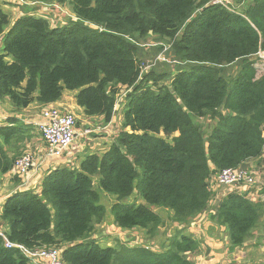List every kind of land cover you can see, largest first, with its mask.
<instances>
[{
  "label": "trees",
  "instance_id": "1",
  "mask_svg": "<svg viewBox=\"0 0 264 264\" xmlns=\"http://www.w3.org/2000/svg\"><path fill=\"white\" fill-rule=\"evenodd\" d=\"M35 1L67 15L12 20L0 8V101L43 109L64 91L76 92L84 115L105 124L122 103L121 129L101 156L61 166L43 178L39 193L4 201L0 264H29L5 241L29 251L57 249L64 264H197L190 256L201 245L188 234H176L162 251L101 246L92 239L106 219L98 191L116 199L109 211L117 229L154 238L163 220L153 208L187 226L207 214L221 170L246 168L250 160L264 165V74L257 78L253 68L264 48V0L235 2L237 12L211 0ZM151 36L170 44L169 74L143 71L140 42ZM33 129L12 119L0 135L5 144L21 142ZM15 159L0 147V174ZM134 193L142 203H122ZM262 207L239 188L221 198L212 218L229 248L252 237Z\"/></svg>",
  "mask_w": 264,
  "mask_h": 264
},
{
  "label": "rangeland",
  "instance_id": "2",
  "mask_svg": "<svg viewBox=\"0 0 264 264\" xmlns=\"http://www.w3.org/2000/svg\"><path fill=\"white\" fill-rule=\"evenodd\" d=\"M239 1L240 0H232V3H237ZM5 3H7L6 5L10 6L6 9L7 12H10V14L13 16H16V14L19 13L37 12L42 17H53V19L58 20L59 17H54L55 12H58L59 15H67V10L64 7L58 5V9H55L51 3H41L35 0H0V8L4 7ZM17 11L19 13H17ZM4 12L6 11L4 10ZM140 44L144 53V56L142 58V62L145 64L143 71L153 70L155 75L169 74L171 72L173 65L171 64L169 56L166 55L170 48L169 42L165 40H157L155 37L151 36L145 41L140 42ZM157 48H162V50L158 52ZM258 52L260 55H264V48H261ZM255 74L257 78L264 74V65L260 68H256ZM121 105L119 106V103L117 104L118 115H121ZM74 119L76 122L75 116ZM116 131L118 134L119 130L117 129ZM38 136L40 137L39 133ZM157 137L170 139V137H165L163 133H159ZM258 161L259 160H250L248 161L246 168H239L248 170L249 172H253L254 183L248 188H245L243 184L235 185L232 187H222L212 181L210 189L213 196L208 204V209L206 211L207 214L198 216L194 221H189L187 226L175 224L174 222H172L170 212L160 208H153L154 211L159 214L163 220V225L158 230L154 238H150V236L146 234L145 230L142 231L139 229H117L113 225V222L111 220L112 217L109 211L110 207L117 201L113 196L105 194L102 191H98L99 204L102 205L106 210V219L104 221V224L98 226L95 230V233L101 231L100 233H97L99 237L96 241L103 247L108 246L117 250H122L125 248L130 249L146 247L150 250L162 251L163 249H165V246L168 244L170 238H172L176 234H188L194 236V238L200 243L201 255L205 259V261L208 262L207 264H232V262L234 261V252L236 258H241V260H238V262L242 261V264H264V235L262 236V232H260L258 236L259 245H256V248L254 250L252 249L253 253L249 254L247 251H239V249L237 250V252L234 251L232 253L229 252L230 246L226 242L227 238L225 237L224 231H222L223 229H220L219 226H217L216 220L212 218V214L216 212L217 204L221 200V198H223V196H225L227 192H229V190H233V188L235 189L238 187L240 189L243 187L242 189L249 193V197L252 201H260L263 204L262 216L260 218L257 228L262 229L264 227V165L259 166ZM95 188L97 190V187ZM0 192L1 198L2 194H7V188H4V191L3 188H1ZM122 203L139 204L142 203V200L136 193H134L133 195L125 199ZM215 242L220 244L221 247L220 250L215 251V253L211 255L214 248L213 243ZM247 243L252 245L254 243H257L255 235H252V237L247 241ZM258 248H260L261 250H258ZM199 255L200 254L191 255L190 257L194 260ZM113 264H117V262L115 261V263Z\"/></svg>",
  "mask_w": 264,
  "mask_h": 264
},
{
  "label": "crops",
  "instance_id": "3",
  "mask_svg": "<svg viewBox=\"0 0 264 264\" xmlns=\"http://www.w3.org/2000/svg\"><path fill=\"white\" fill-rule=\"evenodd\" d=\"M7 4V3H6ZM1 7L2 10L8 13L12 20L17 16L21 15L17 11L16 16L7 12V8L10 7L6 5ZM59 14H54V17H57ZM52 20L53 17H50ZM55 20V19H54ZM53 20V21H54ZM2 51V42L0 39V52ZM76 92L64 91L61 99L55 103H52L48 106L58 108L59 110L70 113L76 117V128H75V140L70 148L59 158H52L46 155V145L40 135L38 136L36 124L42 121L41 119V110L39 105L32 104L26 109H15L10 106L9 102L6 99L0 101V128L8 126L9 120H16L19 125H28L32 126L34 129L30 131L28 136L29 138L24 139L23 141L14 142L10 140L9 144L4 143L3 137L0 135V147L8 159L17 158L23 154L29 153L33 156V163L31 169L25 176H20L17 174L14 168L11 169L7 174H0V189L7 188V194L1 196L0 198V213L4 201L11 195H14L23 191H34L39 193L40 184L43 178L51 171L64 166L66 164L74 165L78 167L81 160H83L88 155H98L101 156L105 153L111 144L115 140L117 134V129L120 131L121 127V117L118 115V112L114 114V118L111 122L105 124L101 117H87L84 115L83 110L79 108L75 103ZM116 110H118L116 106ZM18 112V113H16ZM79 124V125H78ZM115 130V131H114ZM89 131L87 134L86 132ZM95 133V134H93ZM94 184L97 182L96 179L93 180ZM1 195V192H0ZM108 220V219H107ZM112 220V219H111ZM110 221V220H109ZM113 222V220H112ZM104 224V223H103ZM102 224V225H103ZM6 227V226H5ZM3 230V229H2ZM5 230V229H4ZM101 232V231H100ZM94 232L93 238L97 240L99 235ZM262 232L264 235V227L257 228L253 235H255L257 243L249 244L245 242L240 247H235L233 249L229 248V252H234L239 249L242 251H247L249 254L253 253L252 251L256 248V245H259L258 236ZM96 235V236H95ZM100 239V238H99ZM154 241V240H153ZM151 241V242H153ZM97 242V241H96ZM226 242L228 243L227 239ZM213 251L220 250V244L213 243ZM260 247V246H259ZM251 248V249H248ZM253 249V250H252ZM258 250H261L258 248ZM231 254V253H230ZM234 261L232 264H242L238 262L241 258H236L235 252L233 255ZM197 264H207L208 262L202 257L201 253L195 258ZM39 264H48L47 261L41 260Z\"/></svg>",
  "mask_w": 264,
  "mask_h": 264
},
{
  "label": "built area",
  "instance_id": "4",
  "mask_svg": "<svg viewBox=\"0 0 264 264\" xmlns=\"http://www.w3.org/2000/svg\"><path fill=\"white\" fill-rule=\"evenodd\" d=\"M210 5H219L230 12H237L239 7V4L235 5L232 0H211ZM256 61L253 64L254 69L264 65V55H260L258 52ZM41 119L42 121L36 124V128L46 145V155L52 158H59L70 148L75 140L76 122L74 116L58 108L46 106L41 110ZM86 133L88 134L89 131ZM262 138L264 140V131L262 132ZM32 163L33 156L29 153L23 154L15 159L13 168L18 175L25 176L31 169ZM212 181L222 187L243 184L245 188H248L253 185L254 176L252 171L249 172L245 169H223L213 177ZM242 188L240 190H243ZM0 236L4 238L1 232ZM5 247H17L28 258L29 264H39L41 260L47 261L48 264H64L57 249L29 251L7 241H5Z\"/></svg>",
  "mask_w": 264,
  "mask_h": 264
}]
</instances>
